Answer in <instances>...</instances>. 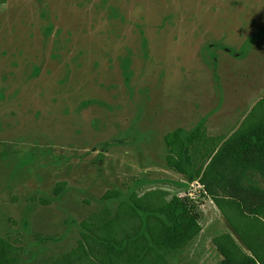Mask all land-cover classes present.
<instances>
[{
    "label": "rangeland",
    "instance_id": "1",
    "mask_svg": "<svg viewBox=\"0 0 264 264\" xmlns=\"http://www.w3.org/2000/svg\"><path fill=\"white\" fill-rule=\"evenodd\" d=\"M263 98L264 0L0 3V238L11 257L53 264L83 221L113 216L117 193L154 190L202 212L171 264H220L212 240L224 233L247 251L199 180L169 169L164 137L180 128L204 135L194 146L218 144ZM218 191L245 210L264 201L230 180Z\"/></svg>",
    "mask_w": 264,
    "mask_h": 264
},
{
    "label": "trees",
    "instance_id": "2",
    "mask_svg": "<svg viewBox=\"0 0 264 264\" xmlns=\"http://www.w3.org/2000/svg\"><path fill=\"white\" fill-rule=\"evenodd\" d=\"M5 0H0V3ZM178 128L167 133L164 143L168 152L167 165L181 175L194 176L222 213L246 250L235 238L224 233L212 243L222 257L220 264H264V201L245 210L240 201L231 197L223 201L219 186L227 180L238 190L264 199V189L255 179L264 181V98L244 119L240 128L218 144L202 143L204 135L182 136ZM198 154V156H193ZM257 156L249 160L250 155ZM65 183L57 185L56 194ZM163 190L133 193L119 199L116 211L90 217L81 224V238L76 248L53 264H171L172 260L202 231V212L186 200ZM106 200L111 196L106 194ZM14 246L0 238V264H17ZM17 258V257H16Z\"/></svg>",
    "mask_w": 264,
    "mask_h": 264
}]
</instances>
